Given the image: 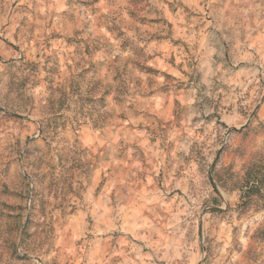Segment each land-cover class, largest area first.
I'll return each instance as SVG.
<instances>
[{"label": "clouds", "instance_id": "1", "mask_svg": "<svg viewBox=\"0 0 264 264\" xmlns=\"http://www.w3.org/2000/svg\"><path fill=\"white\" fill-rule=\"evenodd\" d=\"M0 56V264H264V0H0Z\"/></svg>", "mask_w": 264, "mask_h": 264}, {"label": "rangeland", "instance_id": "2", "mask_svg": "<svg viewBox=\"0 0 264 264\" xmlns=\"http://www.w3.org/2000/svg\"><path fill=\"white\" fill-rule=\"evenodd\" d=\"M253 2L254 3H258L259 0H253ZM83 6L87 7L88 5L84 4ZM111 28H112V26L109 28V32L113 33V32H111ZM121 32L125 36H127L128 38H132L133 40H135L132 36L126 35L122 30H121ZM115 36H116V34H115ZM113 39H115V38L113 37ZM241 39H243V34L241 36ZM12 47L15 50V46H12ZM118 47H119V51L121 53H124L120 49L119 42H118ZM125 53H129V52H125ZM213 59H215V58H213ZM0 61H3V63H5V64L9 63V61L8 60H4V58L2 56H0ZM243 67H244L243 63H241L240 65H237V68H243ZM49 71L54 73L56 71V69H50ZM201 119L204 120V123H210V120L207 117L201 118V117L193 116L190 126L194 127L196 124H198L200 122ZM218 123H221V122L218 121ZM224 127H227V125H224ZM197 131H203V128L197 129ZM181 142L183 143V141H181ZM26 155L30 156V155H32V152H28ZM113 155H114V157L116 159H120L122 153L121 152H117V153H114ZM219 156H220V152L218 151L217 157L213 161L214 164L218 162ZM0 178H2V180H3V182L0 183V197H4L7 200H15V199L20 198L21 194L16 192V191H14L12 188H10L9 187V183H8V181L10 179L19 178V177H14V174H13V171H12V162L11 161L4 162L3 166L0 167ZM102 187H103V182H101V187L97 188L96 192L94 193V197H98L100 195ZM36 201L38 202V204H34L32 206V210L29 213L27 220L25 221V226L26 227L32 226V225H37L38 226L39 217L45 215L47 201L42 199V197L40 196L39 192H37V194H36ZM3 207L9 209L10 211H16L17 209H20L21 212L23 211V208L20 205L4 203ZM17 219H19V217H17ZM89 222H91V221H89ZM262 234H264V233H262ZM113 235L116 236L118 234L117 233H113ZM145 251H146V249H145Z\"/></svg>", "mask_w": 264, "mask_h": 264}, {"label": "trees", "instance_id": "3", "mask_svg": "<svg viewBox=\"0 0 264 264\" xmlns=\"http://www.w3.org/2000/svg\"><path fill=\"white\" fill-rule=\"evenodd\" d=\"M128 2L132 5L133 8L138 7L139 5L144 3V0H128ZM130 16H135V12H130ZM141 23H145L146 21L141 18ZM111 32H114L116 36L114 38L119 42L120 44V49L122 52H129L131 55H139L142 52V49L138 48L136 40H133L132 38H128L125 36L122 32L121 29H119L118 26L112 25ZM127 66V64H126ZM148 71H153L152 69H148ZM101 104L104 103L103 98H101Z\"/></svg>", "mask_w": 264, "mask_h": 264}]
</instances>
